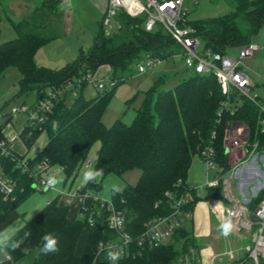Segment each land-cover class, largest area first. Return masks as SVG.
I'll list each match as a JSON object with an SVG mask.
<instances>
[{
	"label": "trees",
	"instance_id": "trees-1",
	"mask_svg": "<svg viewBox=\"0 0 264 264\" xmlns=\"http://www.w3.org/2000/svg\"><path fill=\"white\" fill-rule=\"evenodd\" d=\"M58 3L57 0L38 1L28 15L19 21H11L17 36L0 43V76L10 67L18 69L22 74L19 92L37 90L36 101L48 88H58L67 80L87 73L94 74L103 64L111 66L118 83L124 81L142 50L163 58L172 55L173 51L166 48L170 40L165 43L154 31L144 30L142 17L120 12L116 35L100 31L87 51L80 48L76 58L60 68L39 65L35 54L41 44L53 38L48 34L46 20ZM234 4L228 13L189 22L203 37L205 47L227 52L252 40L264 24V0H234ZM164 82L165 78L160 77L152 86L130 123L118 118L107 126L103 121L117 83L91 97L84 96L81 87L77 95L70 94L71 102L66 99L68 94L62 95L45 122L35 126L26 122L19 133L30 149L39 133L46 130L47 142L31 163L46 159L52 165L61 166L67 179H75L77 170L96 142L100 145L94 171H100L104 176L140 169L141 175L134 185L112 193L117 206L125 210L127 229L134 237L143 231L145 221L173 211L167 191L176 196L185 195L184 208L190 211L200 200L223 197L221 186L205 188L203 194L198 195V191L187 184L186 178L193 156H201L202 149L211 144L215 148L216 162L227 168L223 142L228 122L244 121L249 126L250 140H258L264 149L258 105L245 96H234L232 109L223 108L225 96L213 73L192 72L170 88H163ZM220 110L221 117L218 116ZM3 128L4 124H0V138ZM213 131L216 132L214 138ZM2 162L8 174L18 181V188L14 199L0 198V213L17 205L34 190L28 174L22 172L11 157H3ZM87 185L101 189V182L96 179L89 180ZM69 211L70 207L61 205L54 196L3 240L11 259L0 264H16L33 252L34 259L27 264H108L104 255L98 254L99 243L114 239L117 234L109 228L106 213H95L91 225L87 215L84 219H72ZM83 231L87 238L79 255L77 244ZM25 233L29 235L25 237ZM48 234L57 239V251L44 254L40 249L45 243L43 237ZM178 242H183L180 248ZM195 242L191 231L183 225L175 229L167 242L156 247H141L134 241L129 254L117 264H170L188 254L191 247H199ZM13 244L18 247L13 248ZM26 248L27 252L24 251ZM248 259V251H245L236 261L247 264Z\"/></svg>",
	"mask_w": 264,
	"mask_h": 264
},
{
	"label": "built area",
	"instance_id": "built-area-1",
	"mask_svg": "<svg viewBox=\"0 0 264 264\" xmlns=\"http://www.w3.org/2000/svg\"><path fill=\"white\" fill-rule=\"evenodd\" d=\"M57 1L61 2L62 0ZM184 2L185 0H105L102 24L108 26L120 12H125L132 17H142V26L148 32H153L156 26L161 24L178 46L179 52L174 54H179L184 58L187 68L193 72L213 73L216 76L225 96L222 101L223 108L232 109L231 100L234 96H245L258 105L260 130L264 132V102L258 95H250L251 80L246 71L250 65L245 62L258 52L259 44L250 40L238 47L236 56L205 47L197 29L186 19ZM163 59L166 58L148 53L145 63L138 65V70L144 72L148 67L161 63ZM85 82L93 83L98 92L115 86L118 79L112 75V72L100 78H94L93 74L87 73L67 80L58 88H48L46 94L34 104L21 108L13 107L11 114L23 109L28 113L27 122L29 125L41 124L47 120L48 113L52 111L55 102L62 95H77ZM221 111L218 112L219 117L222 115ZM2 117L3 114L0 111V118ZM226 126L223 143L227 157L231 149L227 142L228 123ZM215 135L216 132L213 131L212 137L214 138ZM232 141L235 145L241 146L239 138ZM251 147H253L252 150L247 151V154L235 163L227 161L226 169L216 162L214 146L211 144L204 147L201 157L207 167V179L204 184H199L194 188L203 192L205 188L221 186L223 197L209 200L212 211L222 225L230 223V228L233 230L251 235V244L247 250L249 258L247 264H261L264 260V152L257 151L258 142ZM14 152L10 140L5 136L0 138V198L5 201L14 199L18 188V181L5 169L2 162L3 157H11L17 167L28 174L33 189L37 187L56 188L57 183L49 185L48 180L50 178L57 180L58 170L62 169L61 166L52 165L46 159L31 163L35 156L20 155ZM83 165L87 168L91 162L86 161ZM166 195L172 202L173 211L170 214L155 216L145 221L144 229L137 237L132 236L127 229L125 210L118 207L112 198H104L99 193L93 194L90 187L84 188L71 182L68 189L59 191L55 197L58 198L61 205L76 208L78 213L87 215L91 225L94 223L95 213L103 211L106 213L107 224L117 235L114 239L101 241L98 254L104 255L108 264H117L129 254L130 245L134 241L141 247L159 246L167 242L175 229L183 226L184 222L191 217V211L184 208L187 202L185 195L176 196L170 191H167ZM50 201L51 199L47 200V203ZM241 237L244 238L243 235ZM109 252L119 253V258L112 261L108 257ZM189 253L191 254L190 261L188 258L178 259L170 264H195L192 251ZM234 257V250L225 249L219 253H213L210 261L204 264H224L225 261H231ZM7 258L11 259V256L8 255ZM233 264H241V261H235Z\"/></svg>",
	"mask_w": 264,
	"mask_h": 264
},
{
	"label": "rangeland",
	"instance_id": "rangeland-1",
	"mask_svg": "<svg viewBox=\"0 0 264 264\" xmlns=\"http://www.w3.org/2000/svg\"><path fill=\"white\" fill-rule=\"evenodd\" d=\"M70 1V4H69ZM38 3L37 0H0V43L17 36L11 21H19ZM105 0H62L58 3L53 12L47 16L48 34L53 38L41 44L35 54V61L39 65L51 68H60L68 62L73 61L78 55L80 48L87 51L93 43L94 37L103 31L106 35H116L119 32V15L111 20L108 26L102 24L104 17ZM234 0H185L184 7L186 9V19L193 22L199 19L219 16L230 12L234 8ZM165 43L170 40L169 46L166 48L172 50V54L179 52L176 43L172 42L170 35L166 32L161 24H158L154 30ZM201 40L203 37L200 36ZM252 40L260 46L258 52L253 58H248L245 62L250 65L247 73L251 80L250 95H258L261 101L264 102V24L258 32L253 35ZM148 51L142 50L131 69V74L124 80L119 82L111 98L108 101L106 110L103 115V121L107 126H110L116 119L120 118L123 121L130 123L134 119L137 109L141 107L145 97L158 81L160 77L165 78L163 88L174 86L180 78L192 73L193 71L187 68L184 58L179 54L171 55L163 59L161 63L148 67L144 72H139L138 65L145 63ZM229 55L236 56L238 47H232L227 50ZM102 66V65H101ZM99 67L93 74L94 78H99L103 67ZM22 78L21 72L10 67L5 74L0 76V111L3 117L0 118V124H4L3 136L10 140L11 148L19 145L24 147L21 137L19 136L24 124L27 122L28 113L21 109L16 113L11 114L13 107L21 108L30 106L38 99L37 90H29L28 92H19V80ZM83 95L91 97L97 93L93 83L85 82L82 86ZM101 91V90H99ZM67 101L71 102L73 97L68 94ZM227 126L225 127L226 131ZM228 145L231 152L226 157L227 161L235 163L240 158L247 154V151L252 150L254 144L258 142L257 151L264 152L262 144L258 140L251 141L249 134V126L241 120H231L228 122ZM225 135V134H224ZM239 138L241 146H237L232 140ZM48 133L43 130L39 133L34 142V146L40 149L47 141ZM243 143V144H242ZM99 142H96L84 162H91L89 167L81 166L76 174L74 185H80L84 188L88 187V181H84V173L92 170L96 162V150ZM15 153V152H14ZM17 154V153H16ZM34 151L30 150L28 156H32ZM59 166V165H58ZM213 172L211 171V175ZM141 175L140 169H131L122 175L108 173L103 176H96L97 182H101V189L90 187L93 194H98L104 198H112L113 191H122L127 185H134ZM66 174L62 169L58 170L57 184L55 189H42L37 187L22 199L17 205L12 206L8 211L0 213V241L12 234L16 229L37 212L46 201L52 199L59 191L66 190L72 182V178L66 181ZM207 179V167L200 155H195L192 158L191 165L188 169L186 182L189 186L195 187L199 184H204ZM66 181V182H65ZM234 188L235 183L233 182ZM199 192V190H197ZM69 215L74 218L84 219L85 215L76 213L75 209L70 208ZM252 217V216H251ZM253 218V217H252ZM188 227L190 222L187 220L183 224ZM224 234V232H223ZM241 235L244 236L241 237ZM225 243L231 245L234 249L244 252L248 250L251 244V235L248 233H240L230 228L227 235H224ZM86 231L82 232L78 247L86 243ZM199 246L202 243L196 239ZM2 243H0L1 245ZM183 242H178L177 247L180 248ZM197 254L198 250H195ZM34 253V252H33ZM31 253V254H33ZM6 254H4L5 256ZM188 260L191 254L188 253ZM203 255V253H202ZM185 256V254L181 255ZM180 259V258H179ZM239 257L232 261L238 260ZM28 260V259H27ZM25 260L23 263H25ZM190 261V260H189ZM228 263V264H229ZM20 264V263H19ZM225 264V263H224Z\"/></svg>",
	"mask_w": 264,
	"mask_h": 264
},
{
	"label": "crops",
	"instance_id": "crops-1",
	"mask_svg": "<svg viewBox=\"0 0 264 264\" xmlns=\"http://www.w3.org/2000/svg\"><path fill=\"white\" fill-rule=\"evenodd\" d=\"M69 4H70V1H69ZM101 67H103L102 71L100 72L99 76H97L99 78L112 72L111 66L108 64H103ZM22 142L24 144L23 140H22ZM99 145H100V143H99ZM99 145H98L97 150H96V157H97V151H98ZM43 146L40 149H37L36 146L33 145L30 149H27V147L24 144L23 148L20 147L19 145L13 146L14 147L13 150L20 155H26V156H28V153H30V150H31V151H34V154L31 157H34L43 148ZM72 182L75 183V179L72 180ZM202 194H203V192H200V191L198 192V195H202ZM46 203H47V201H46ZM73 209H75L76 213L78 212V210L76 208H73ZM6 211H8V209ZM37 212H35V213H37ZM76 217L77 216H74V218L73 217H71V218L75 219ZM187 221L190 222V225L188 227H186V226L185 227L191 231V233L195 237V239H197L198 241H200V243H202L201 246H199V247H191L190 248V251H192V253H193V257L195 258V260H194L195 264L208 263L211 259V255L213 253H219L221 251H224L225 249L234 250L235 251V258L236 257L238 258V257H241L242 255H244V252H240L239 250L234 249L231 245H228L224 242L225 237L223 234L222 224L220 223L216 214L212 211L211 206L209 204V200L198 201L194 205L193 209L191 210V217ZM9 236H7V237H9ZM6 238H4L3 240H5ZM79 241H78V243H79ZM85 244H86L85 241L83 242V245H81V247H78V244H77V254H79V255L82 254L84 247H85ZM195 250H198L199 253L197 254L196 252H194ZM202 253H203V255H202ZM4 254H6V255L4 256ZM7 256H8V252L2 243L0 245V263L7 260L8 259ZM34 256H35V252L33 254H30V255L22 258L16 264L30 263L33 261ZM187 257H188V255L185 254V256H181L180 259H186ZM25 260H27V261L25 263H23ZM226 263L227 264L229 263L228 260L225 261V264Z\"/></svg>",
	"mask_w": 264,
	"mask_h": 264
},
{
	"label": "clouds",
	"instance_id": "clouds-1",
	"mask_svg": "<svg viewBox=\"0 0 264 264\" xmlns=\"http://www.w3.org/2000/svg\"><path fill=\"white\" fill-rule=\"evenodd\" d=\"M99 175H101L100 171L89 170V171L84 173V181L87 182L89 180H93V179H95L96 176H99ZM56 183H57V180L55 178H50L48 180L49 185H55ZM230 227H231L230 223H226V224L222 225L224 235L228 234ZM28 235H29V233H25V237H27ZM43 240L45 243L43 244V247L40 249V251L42 253L47 254V253L57 251V239L54 236H52L51 234L45 235L43 237ZM0 243H3V241H0ZM12 247L16 248V247H18V244H13ZM24 251L27 252L28 249L26 248V249H24ZM108 257L112 261H115L119 258V253L109 252Z\"/></svg>",
	"mask_w": 264,
	"mask_h": 264
}]
</instances>
